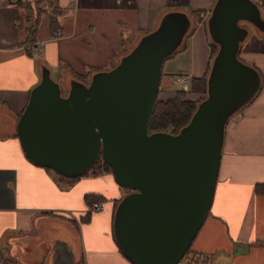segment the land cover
I'll return each mask as SVG.
<instances>
[{
  "label": "crops",
  "instance_id": "crops-1",
  "mask_svg": "<svg viewBox=\"0 0 264 264\" xmlns=\"http://www.w3.org/2000/svg\"><path fill=\"white\" fill-rule=\"evenodd\" d=\"M216 1L0 0V264H132L113 235L115 203L127 194L113 175L61 179L26 157L16 124L43 65L58 83L107 69L171 11L185 12L194 30L166 73L205 76L212 57L207 21ZM252 1L264 20V0ZM35 20L39 53L26 42ZM240 24L248 35L238 57L260 72L262 85L226 124L213 203L183 264H202L194 253L213 255L209 264H264V32ZM160 90L166 98L174 94ZM89 194L105 198L103 212L88 213Z\"/></svg>",
  "mask_w": 264,
  "mask_h": 264
},
{
  "label": "water",
  "instance_id": "water-1",
  "mask_svg": "<svg viewBox=\"0 0 264 264\" xmlns=\"http://www.w3.org/2000/svg\"><path fill=\"white\" fill-rule=\"evenodd\" d=\"M264 32L252 0H217L207 21L218 45L207 96L178 133H150L164 60L191 28L185 12L166 13L119 63L70 80L67 96L43 65L16 131L26 157L67 178L82 177L101 157L129 190L113 217V235L132 264H180L213 203L225 127L262 85L260 72L238 53L248 35Z\"/></svg>",
  "mask_w": 264,
  "mask_h": 264
},
{
  "label": "trees",
  "instance_id": "trees-1",
  "mask_svg": "<svg viewBox=\"0 0 264 264\" xmlns=\"http://www.w3.org/2000/svg\"><path fill=\"white\" fill-rule=\"evenodd\" d=\"M28 8H30V7H28ZM38 10H39L38 12L40 13L41 9L39 8ZM37 29H38V20H35V22H33L29 27V30H28L29 40H27L26 42L33 43V41H34L33 37L35 36ZM193 30H194V26H192L190 28L188 34L186 35V39L189 37V35H191ZM186 39H185V42L171 56L167 57L165 60L173 57L179 51L183 50L186 46ZM211 47H212V57H211V63H212V60L218 51V45L211 40ZM211 63H210L209 69L207 71V74L205 76H203L201 78L191 77V79H190V91H189V93H196V94L202 95L197 100H193V99L187 97L188 94L186 92H184L182 89L175 90L172 97L162 99V98H160V92H161V90H160L159 95H158V101L156 103V107H155L154 113L152 115L150 126H149L150 133L158 132V131H167V132H171V133H178L185 125H187L189 123L194 112L197 109L198 104L203 99H205V97L207 96V91H208L207 81H208L209 71L211 68ZM100 70H105V69L94 68V69H91V72L95 73V72L100 71ZM82 76L83 75L73 74L72 77L69 78V80L72 78H75V79H78V80H80L86 84H89L88 80H84L82 78ZM62 93L64 95V91H62ZM47 169H50V168H47ZM104 172L112 174V170H111V167L109 166V164L106 163L104 161V159L100 157L94 163L92 168L89 171H87L83 176H88V175L98 176L99 174L104 173ZM79 178L80 177L72 178V180H77ZM123 189L127 193L130 192L129 190H127L125 188H123ZM258 190H261V188H258ZM86 200H87V203L89 205H92L96 201H101V202L104 201L105 198L101 195L89 194L86 196ZM120 201H121V199L115 203L113 216L115 213V209H116V207ZM87 215H90V214H87ZM81 218H83V217H81ZM192 252H193V250H192V248H190L186 255H188ZM194 256H195L194 259H196V261H199L202 264H209L212 261L213 255H208L206 253L205 254L204 253H200V254L194 253Z\"/></svg>",
  "mask_w": 264,
  "mask_h": 264
},
{
  "label": "rangeland",
  "instance_id": "rangeland-1",
  "mask_svg": "<svg viewBox=\"0 0 264 264\" xmlns=\"http://www.w3.org/2000/svg\"><path fill=\"white\" fill-rule=\"evenodd\" d=\"M135 46V45H134ZM133 46V47H134ZM132 47V48H133ZM131 50V49H130ZM129 50V51H130ZM128 51V52H129ZM188 55H186L185 57H187ZM173 60V58H169V59H167V60H165L164 61V63H163V71H162V78H161V87L162 88H167V89H169V90H178V89H180V86L175 82V78H176V76L177 75H175V76H173V78L171 79V74L170 73H166L167 72V70H168V68H174L175 67V64H178V62L177 61H172ZM119 59H112L111 61H109L108 63H106V65L104 66V67H106L107 69H105V70H109V69H111V68H113V67H115L118 63H119ZM186 64H188V61H186ZM93 73L92 72H89L88 74H85L84 76H82V78L84 79V80H88V82L90 81V79H91V75H92ZM181 75V74H180ZM59 80V82H60V84H61V87H62V91H64V96H67V94H68V90H69V87H70V85H69V81H68V79L66 80V79H64V78H62V79H58ZM168 91V90H167ZM174 91H173V93H174ZM166 92H164V94H162V95H160V98H162V99H164V98H166L167 97V95L165 94ZM189 93V92H188ZM187 93V94H188ZM59 177H61V179H64V180H69L70 178H67V177H64V176H61V175H59ZM188 257V255H186L185 257H184V259L180 262V264H183L185 261H186V258ZM193 257V256H192ZM191 257V258H192ZM194 258V257H193Z\"/></svg>",
  "mask_w": 264,
  "mask_h": 264
},
{
  "label": "built area",
  "instance_id": "built-area-1",
  "mask_svg": "<svg viewBox=\"0 0 264 264\" xmlns=\"http://www.w3.org/2000/svg\"><path fill=\"white\" fill-rule=\"evenodd\" d=\"M62 36V31L60 28H56L54 30V37L59 38ZM29 49H31L33 52H40L43 45L42 43H30ZM190 76L188 75H177L175 78V82L180 86V89H182L184 92L188 93L190 91ZM105 209V205L101 201H96L92 205H90L88 213H101Z\"/></svg>",
  "mask_w": 264,
  "mask_h": 264
}]
</instances>
